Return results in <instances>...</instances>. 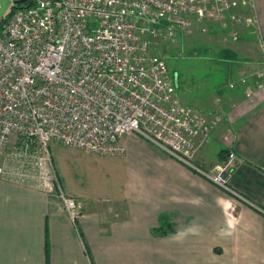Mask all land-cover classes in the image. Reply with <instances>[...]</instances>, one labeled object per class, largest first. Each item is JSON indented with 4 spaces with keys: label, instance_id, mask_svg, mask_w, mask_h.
<instances>
[{
    "label": "crops",
    "instance_id": "1",
    "mask_svg": "<svg viewBox=\"0 0 264 264\" xmlns=\"http://www.w3.org/2000/svg\"><path fill=\"white\" fill-rule=\"evenodd\" d=\"M250 2L252 10H238L241 23L220 30L264 52V0ZM221 49L225 68L255 72L248 90L237 78L214 80L191 107L213 124L196 163L212 169L234 153L233 193L135 134L121 138L124 152L113 157L53 144L58 190L0 174V264H264V53L246 59ZM60 193L74 201V218ZM164 216L168 231L155 234Z\"/></svg>",
    "mask_w": 264,
    "mask_h": 264
},
{
    "label": "built area",
    "instance_id": "2",
    "mask_svg": "<svg viewBox=\"0 0 264 264\" xmlns=\"http://www.w3.org/2000/svg\"><path fill=\"white\" fill-rule=\"evenodd\" d=\"M6 1L0 17V157L14 142L10 158L20 161L9 174L45 192L58 190L52 144L122 155L120 140L129 134L200 173L192 160L213 124L181 103L165 61L148 55L146 38L189 33L201 22L237 25L244 17L236 11L250 0ZM235 160L228 153L204 175L233 193ZM60 196L73 217L74 201Z\"/></svg>",
    "mask_w": 264,
    "mask_h": 264
},
{
    "label": "rangeland",
    "instance_id": "3",
    "mask_svg": "<svg viewBox=\"0 0 264 264\" xmlns=\"http://www.w3.org/2000/svg\"><path fill=\"white\" fill-rule=\"evenodd\" d=\"M248 8L250 10L253 9L251 2H249ZM236 13H238V10L236 11ZM251 17L254 18L253 14L251 15ZM223 21L224 23H219L221 25H219V27L216 26L215 29H213L214 25L212 22H209V26L206 22L204 24H199L198 27H195L189 33H178L173 36L169 35L166 37L158 35L152 38H150L151 36L146 38L148 41H150L148 55L164 59L171 76H173L175 73L178 74L176 95L178 98H180V101L182 100L181 103L183 102L182 104H186L187 107L190 106V108H192L191 106L193 103H195V101H197L201 97H206V95L208 94V88L210 87V85H212V81L214 80L216 81V83H222V81L226 79L229 80L237 78L241 80V82L242 80H245V82L242 83L243 85L245 83L244 88L248 90V87H246L247 84H250L248 76H255V72L253 74L251 68H247V70L245 68L239 72L235 68H225L224 62L226 61V59L224 55H227V53H225L221 48L226 47L238 56H241L240 58L244 57L246 59H252L259 55L260 49L262 53L264 52L262 49L263 47H259V42L257 41L254 42L250 39H247V41H245L244 43H230V40L225 37L224 39V30H220V27L224 29V25H226V23L229 21H226V19ZM235 30L238 31V28H235ZM254 31H256V29L252 30L249 35L254 34ZM162 33L168 34V32L164 30L162 31ZM251 37L254 38L255 34ZM247 90L246 94L248 93ZM211 133L212 129L208 132L207 139L203 142L204 145L199 148L198 151H196V154L194 155V158L192 160L194 166L200 171V173L196 172L193 169H190L187 166L186 167L194 173L198 174L208 183L214 185L209 179L206 178L204 174H209L210 171H214L216 166L212 169H205L196 163V156L210 142ZM209 146V152L212 153L211 156H214V158H216L218 155L220 156L222 151H220L219 153L217 151V148L214 147V144H210ZM16 147L17 145H15L14 142L9 144L6 154L0 157V174H9L11 171H13L11 165H16L17 162H20L15 159L11 160L10 158L11 153L15 152L14 149ZM28 161H31V159L27 158L26 162ZM8 163H10L9 167H7ZM16 171L17 170H15V172ZM56 183L57 180H55V186ZM214 186L223 192L225 191L217 187L216 185ZM226 192L227 191H225V193Z\"/></svg>",
    "mask_w": 264,
    "mask_h": 264
},
{
    "label": "trees",
    "instance_id": "4",
    "mask_svg": "<svg viewBox=\"0 0 264 264\" xmlns=\"http://www.w3.org/2000/svg\"><path fill=\"white\" fill-rule=\"evenodd\" d=\"M204 23H206V22H201L200 24H204ZM208 24V26H209V23H207ZM197 27H198V25H197ZM178 33H181V32H179V31H177V33L176 34H178ZM164 60V59H163ZM165 61V60H164ZM165 64H166V61H165ZM166 66H167V64H166ZM174 75H176L177 76V82L175 83V79H174ZM173 76H171L172 77V82H173V86H174V88H175V91L177 90V83H178V74H174ZM165 220H167V218L164 216V217H161L160 218V227L158 228V229H156V231H154L155 232V234H164V233H166L167 231H168V229H167V226L169 225Z\"/></svg>",
    "mask_w": 264,
    "mask_h": 264
},
{
    "label": "water",
    "instance_id": "5",
    "mask_svg": "<svg viewBox=\"0 0 264 264\" xmlns=\"http://www.w3.org/2000/svg\"><path fill=\"white\" fill-rule=\"evenodd\" d=\"M23 1L24 0L16 1V4H20ZM7 6H8V1L0 0V17H1L2 13L4 12V10L6 9ZM174 79H175V83H176L177 82V76L176 75H174Z\"/></svg>",
    "mask_w": 264,
    "mask_h": 264
}]
</instances>
